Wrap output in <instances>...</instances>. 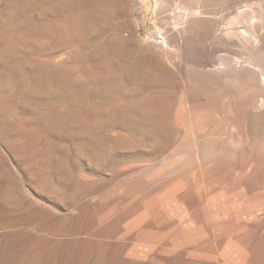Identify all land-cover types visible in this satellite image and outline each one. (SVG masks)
<instances>
[{"label":"rangeland","instance_id":"374dc122","mask_svg":"<svg viewBox=\"0 0 264 264\" xmlns=\"http://www.w3.org/2000/svg\"><path fill=\"white\" fill-rule=\"evenodd\" d=\"M202 1H0V74L26 70L59 84L0 110V264H264V116L249 127L254 141L238 149L226 147L227 119L206 117L208 126L187 133L180 115L185 99L192 101L190 86L172 68L166 45L152 38L175 8L193 7L200 20L220 26L252 2ZM65 15L83 25L41 31L42 22L50 29ZM193 26L179 33L183 51ZM207 42L193 43L197 58L208 53ZM215 48V62L247 57L239 46ZM107 68L114 73L104 76ZM108 78L113 84L104 88ZM205 93L199 96L209 103ZM60 116L80 120L65 122L73 126L68 135L47 133L41 124ZM214 124L220 142L207 134ZM191 139L226 148L195 156ZM15 145L23 146V159L12 155ZM44 154L49 168L40 166Z\"/></svg>","mask_w":264,"mask_h":264},{"label":"bare ground","instance_id":"6f19581e","mask_svg":"<svg viewBox=\"0 0 264 264\" xmlns=\"http://www.w3.org/2000/svg\"><path fill=\"white\" fill-rule=\"evenodd\" d=\"M0 1L6 2L8 0H0ZM191 1L193 4H195L196 1L198 2L201 0H191ZM214 1H216V0H205L204 2H206L207 4H210L209 7H211V5H213L215 3ZM251 1L252 2L250 4L243 5L238 10H236V14L234 15V17L231 18L230 22L228 21V23H224L222 25L220 24V26H217L212 21L210 22L207 20H200L201 13L196 11L193 7L188 8L189 6L187 7L188 10H184V11L176 10V8H175L172 11V13H170L166 18L162 19L163 20L162 30H163V37H164V43L162 45H166L165 47H163L166 50L165 55L167 58H170L171 60H173V63L170 62L171 65L174 64L172 66V68L174 67L180 74H182L186 83L190 86L189 95L192 98V101L190 102L188 100V98L185 99L186 106L184 108V111L180 115L181 120L184 123L183 127L185 128V130H187L186 131L187 133H192L195 131L196 127L202 125V127L205 128L206 126H208L210 124L209 122L205 121L206 117H212L215 120V122H221L222 120L225 121L227 119L228 121H230V126L228 125V130H229L228 132L229 133L225 137V141L228 144L226 147L234 148V149L241 148V147H243V144H248L250 141H254L253 137L250 136L251 134H250L249 127L252 124H257V122L254 121L255 118H258L261 115L264 116V0H251ZM193 4H192V6H194ZM111 6L109 8H111ZM18 7H19V5L16 6L15 3L10 5V9L12 11V13H11L12 16H14V13L17 14L16 13L17 11L15 9H17ZM232 9H234V8H232ZM176 11H178V12H176ZM42 12H43V10H42ZM113 12H114V8H113ZM12 16H11V21H10V19L7 20V21H9L10 25L7 22H6V25L3 22L2 23L6 27H8V25L10 27L12 26V29H14L17 32V34H19L18 33L19 30L17 29V28H19L17 26L18 24L16 25V22L14 21V18ZM66 17H67L66 15L60 16V18L58 20H57V18H58L57 17L56 19H54L53 25L51 23H48V24H51V26H49V27H52V28H50V29L48 28V26H47V28H45L46 24H44L42 22V24L44 26L41 24L43 26V29L41 27V29H42L41 31H43L44 34H45V32H48V31L50 32L51 30H54L57 32L61 30V32H62V30L65 31L67 29L68 30L67 32H71V31H74V29H76V27H78L79 25H83V21L81 19H78V18L69 19ZM46 20H49V19H46ZM56 20L58 21L57 22L58 25L55 24ZM51 21H53V20L51 19ZM160 23H162V22H160ZM193 25L197 26V28H196L197 30L195 29L196 34L192 35L191 39L188 38L190 40H188L189 42L185 44L187 47V50L183 51L181 49V47H179V36H180L179 33H181V32L187 33L189 27H191ZM5 26L3 28L4 32L8 30V29L6 30ZM9 30H11V28ZM190 30H189V32H190ZM194 31L193 32L191 31V33L194 34ZM43 32H41V34H43ZM167 37L171 38L170 42H168V43L166 40ZM14 38H16V37H14ZM36 38H38V37H36ZM22 39H24V38H22ZM22 39L20 40L21 42H22ZM17 40H18V37H17ZM197 40L202 41V42L206 41V43H208L207 42V40H208L210 43L208 45V53L203 54L199 58L196 57L195 52L193 51V43L196 44L195 42ZM12 41H15V39L11 40V42ZM20 41H17V42L20 43ZM25 42H27V41L25 40ZM25 42H23L21 44L25 45ZM12 44H13V42H12ZM16 44H17V47L20 46L18 43H16ZM154 45H156V44H154ZM162 45H158V46L162 47ZM169 45H170V47H169ZM215 45H217L218 48H220V45L225 47V48L226 47L232 48L233 46H239L240 48H244L247 51V57H245L246 55L245 56L243 55V57H245V58H241L239 56L238 57L224 56V57H222V59L218 58V60H216V62H215L212 59L214 56L213 51H214V49H216ZM8 46L9 45L7 44V47ZM106 47H108V46H106ZM182 47H184V46H182ZM13 48H15V47H13ZM107 52H108V50H107ZM2 55L5 56V54H2ZM76 55H78V54H76ZM9 56L10 55L7 54V57H9ZM116 56H118V55H116ZM0 58H1V56H0ZM5 60H6V57H5ZM5 60H4V62H5ZM98 62H99V60H98ZM88 63L90 64V62H88ZM93 66H95V65H93ZM4 67H5V65H4ZM24 69H26V68H24ZM112 69L109 70V68H107L106 70H109V71H106V73L104 71V76H106L105 74H108L109 72H111ZM148 69H150V68H148ZM3 70H5V69H3ZM22 71H24V73H22V74H19V72L17 71V74H19V75H17L15 71L11 70V73H13V74L10 73L12 77L5 73V72H8L7 70L1 71V73L3 72L7 76H5V75L2 76L3 73L0 74V76L2 78L4 77V79L2 81L0 80V110H4V109L6 110V108H8V106H11V105H12V107H15L13 105H15L18 101H20V103L22 101L24 102L25 100L27 101L29 96L32 97V95H30V94L35 95L36 92L37 93L40 92L42 94L43 93L47 94L48 92L46 93V90L47 91L52 90L51 88H50L51 90L48 88L49 84L51 86H53V88L57 89V90L54 89V91L59 90V88H58L59 84L52 82V80L49 79L50 77L46 78L45 81H44L43 77H41V79L37 78V77L34 79L33 78L31 79L29 74H27L28 71L27 72H25L26 70H22ZM88 73H89L88 75H90L91 71ZM102 75H103V73H101L100 76L103 77V79H104V76H102ZM111 75H110V77H111ZM92 77H94V76H92ZM127 77H129V76H127ZM89 78H90V76H89ZM92 79L95 80V78H92ZM103 79H101V80H103ZM105 79H107V78L105 77ZM201 79H203V82L201 81ZM106 81L103 80L102 82H106ZM205 81L207 83V86L204 85ZM44 82H46V84ZM110 82L111 81L108 78V82L105 85H104V83L102 85L104 86V88L108 87L109 84L112 86L113 83L111 84ZM208 85H209V89H208ZM61 89H62V86L60 87V90ZM205 89H206V93H205L204 97H207V99H212V101H210L209 103H207V102L204 103L202 101L203 99H201L202 96H199L200 92L204 91ZM111 92H112V90H111ZM63 93L64 92H62V94ZM69 97H73V96H68V98ZM20 103H17V105H19ZM9 108H11V107H9ZM44 115H42V116H44ZM44 117H46V116H44ZM58 118L59 119L55 118L54 120H53V118L52 119L48 118L46 120V122L43 120L44 124L43 123L41 124L44 127L43 129H45V131L46 130L51 131L54 129V130H56V132L54 130L53 131H54V133L57 134V136H58V134L63 135L65 132H67L66 129H69V127L72 128L73 126L71 127V125L72 124L75 125V124L79 123L78 120H80L79 118H77V120H76V117L75 118H69L70 122L68 121V123H67V121H65L64 119H68V118L63 117L64 119L63 118L60 119L61 116ZM65 122L67 124L70 123L71 125L68 128H66ZM53 125L55 126L54 128H53ZM217 127H218V125L214 124V128L210 129L207 134H209V136H210L209 138H212L215 135L216 136L215 140H217V142H220L221 136H217V132H221V131L216 132V129H218ZM233 129H236L235 130V131H237L236 134H234ZM68 133L69 132H67V135H68ZM219 135H220V133H219ZM60 137H61V135H60ZM70 137H72V136L70 135ZM68 139H70V138H68ZM0 140L1 141L5 140V135L3 136V131H1V130H0ZM209 141H212V140H208L207 143H204V144L201 143V141H200L199 145H201V146L199 147L197 141L194 139L193 140L191 139L190 147H191V151L193 152V154L195 156H199L200 152L206 148H208L209 150H218V149L226 148L224 146H220V144L217 142H213L212 144H209L208 143ZM198 142H199V140H198ZM49 143H51V142H49ZM46 145L49 146V144H46ZM15 146H17V145H15ZM18 147L19 146L14 148V146H13L14 149L12 148L13 150H11V151H14V152L12 155L18 154L19 157H22V159H23L24 153H25L23 151V148H22L23 146L19 147V148ZM27 148H28V146H27ZM29 148H28V150H29ZM42 150H44V149H42ZM77 152L78 151H76V153ZM80 152L82 153L83 151L81 150ZM43 153L46 154V152H43ZM54 153L52 152V154H54ZM46 155H45L46 158L43 157V159H41L42 156L40 154L38 155V156H41L40 157L41 163H42V164L40 163V166L42 165L41 167L48 164V163H46V160H47V156H49V154L47 156ZM84 155H87V154H85V151H84ZM89 155H90V153H89ZM15 157L17 158L18 156H15ZM88 158L90 160H93L92 156H88ZM53 159H54V157H53ZM46 166L48 167V165H46ZM43 171H44V169H43ZM45 171H47V170H45ZM47 172H49V171H47ZM44 173H46V172H44ZM43 184H44V182L42 183V186H43Z\"/></svg>","mask_w":264,"mask_h":264},{"label":"built area","instance_id":"2783aa9c","mask_svg":"<svg viewBox=\"0 0 264 264\" xmlns=\"http://www.w3.org/2000/svg\"><path fill=\"white\" fill-rule=\"evenodd\" d=\"M152 38L156 45H162L164 43L163 32H161L159 28H156V30L154 31L152 35Z\"/></svg>","mask_w":264,"mask_h":264}]
</instances>
